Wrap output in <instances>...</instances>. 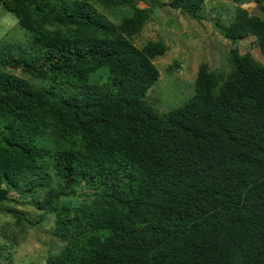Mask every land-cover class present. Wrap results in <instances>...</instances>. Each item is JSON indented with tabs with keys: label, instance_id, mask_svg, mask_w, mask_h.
Masks as SVG:
<instances>
[{
	"label": "trees",
	"instance_id": "1",
	"mask_svg": "<svg viewBox=\"0 0 264 264\" xmlns=\"http://www.w3.org/2000/svg\"><path fill=\"white\" fill-rule=\"evenodd\" d=\"M138 1L198 21L204 3ZM233 1L218 31L232 42L253 36L264 58V0H255L260 15ZM123 6L130 12L119 22L104 12ZM0 7L27 32L0 47V207L13 191L31 197L37 222L54 214L64 246L47 264H264V62L234 46L228 71L200 63L194 93L158 111L146 93L167 47L133 42L147 8L133 0ZM83 185L90 192L78 203L62 200ZM13 213L16 224L25 219Z\"/></svg>",
	"mask_w": 264,
	"mask_h": 264
},
{
	"label": "rangeland",
	"instance_id": "2",
	"mask_svg": "<svg viewBox=\"0 0 264 264\" xmlns=\"http://www.w3.org/2000/svg\"><path fill=\"white\" fill-rule=\"evenodd\" d=\"M168 1V0H161ZM150 13L142 30L133 38L136 46L141 47L147 40H162L167 50L153 59L160 71L159 78L146 93V100L158 111H167L183 104L194 93V81L200 63H207L213 70L228 71L229 51L237 46L240 53L250 52L253 59L262 64L264 58L253 36H246L232 42L218 31L216 21L228 23L235 14L238 5L233 0H204L200 10L201 19L195 20L171 8L169 5L150 6L133 0ZM240 6L251 14H259L255 0H246ZM114 22H119L122 14H128L129 8L104 11ZM27 32L18 23L15 15L0 7V47L3 41L25 39ZM179 63L177 67L173 63ZM14 71L37 83L42 80L35 76ZM87 187H77L73 195L63 197V201L73 204L81 200L80 194H88ZM19 194V193H18ZM11 191L10 200L0 207V244L4 258L0 264H47L51 254H57L64 242L55 237L52 229L55 217L46 213L44 219L37 222L40 211L33 205L29 195H18ZM18 210L25 219L16 224L13 210ZM20 212V213H19Z\"/></svg>",
	"mask_w": 264,
	"mask_h": 264
}]
</instances>
